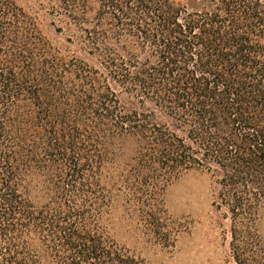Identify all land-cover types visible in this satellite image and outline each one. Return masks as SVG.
Masks as SVG:
<instances>
[{"label": "trees", "instance_id": "obj_1", "mask_svg": "<svg viewBox=\"0 0 264 264\" xmlns=\"http://www.w3.org/2000/svg\"><path fill=\"white\" fill-rule=\"evenodd\" d=\"M24 2L0 0V264H144L117 202L154 226L192 170L264 264V0Z\"/></svg>", "mask_w": 264, "mask_h": 264}, {"label": "rangeland", "instance_id": "obj_2", "mask_svg": "<svg viewBox=\"0 0 264 264\" xmlns=\"http://www.w3.org/2000/svg\"><path fill=\"white\" fill-rule=\"evenodd\" d=\"M16 1L27 6L24 0ZM216 193L207 172L182 174L167 188L154 226L153 221L147 224L141 220L133 207L118 201L113 216L114 241L144 264H236L231 222L224 211L213 206ZM260 233L264 235V226ZM239 245L242 254V243Z\"/></svg>", "mask_w": 264, "mask_h": 264}]
</instances>
